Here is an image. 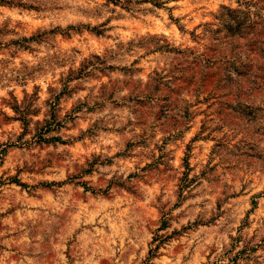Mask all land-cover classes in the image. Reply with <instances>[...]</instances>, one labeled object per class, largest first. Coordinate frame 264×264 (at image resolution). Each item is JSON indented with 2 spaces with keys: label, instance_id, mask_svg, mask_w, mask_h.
I'll use <instances>...</instances> for the list:
<instances>
[{
  "label": "rangeland",
  "instance_id": "obj_1",
  "mask_svg": "<svg viewBox=\"0 0 264 264\" xmlns=\"http://www.w3.org/2000/svg\"><path fill=\"white\" fill-rule=\"evenodd\" d=\"M0 264H264V0H0Z\"/></svg>",
  "mask_w": 264,
  "mask_h": 264
},
{
  "label": "trees",
  "instance_id": "obj_2",
  "mask_svg": "<svg viewBox=\"0 0 264 264\" xmlns=\"http://www.w3.org/2000/svg\"><path fill=\"white\" fill-rule=\"evenodd\" d=\"M1 1L2 2H5V0H1ZM52 140H56L57 141V139L55 137H53Z\"/></svg>",
  "mask_w": 264,
  "mask_h": 264
}]
</instances>
